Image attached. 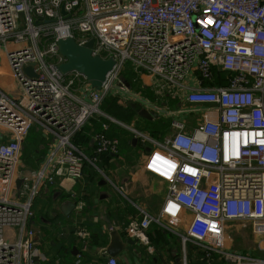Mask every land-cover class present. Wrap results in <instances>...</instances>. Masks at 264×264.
Wrapping results in <instances>:
<instances>
[{"label": "built area", "instance_id": "built-area-1", "mask_svg": "<svg viewBox=\"0 0 264 264\" xmlns=\"http://www.w3.org/2000/svg\"><path fill=\"white\" fill-rule=\"evenodd\" d=\"M67 38L79 46L93 41V56L115 60L100 91L77 72L57 71L66 62L57 42ZM0 47L21 92L13 99L0 91V264H38L30 222L42 185L80 179L88 166L101 172L98 164L120 153L119 140L108 135L109 123H117L101 108L127 64L200 107L178 113L194 121L191 130L171 117L175 132L162 139L118 124L151 149L143 168L167 186L159 213L138 209L129 236L147 244L145 232L157 224L177 233L184 247L194 245L198 264H264L226 247L230 223L247 224L264 240L263 0H0ZM95 117L109 123L101 124L88 153L75 140ZM31 127L49 145L21 202L11 191L22 179ZM22 180L18 191L27 186Z\"/></svg>", "mask_w": 264, "mask_h": 264}, {"label": "crops", "instance_id": "crops-1", "mask_svg": "<svg viewBox=\"0 0 264 264\" xmlns=\"http://www.w3.org/2000/svg\"><path fill=\"white\" fill-rule=\"evenodd\" d=\"M85 89L88 90L89 87ZM0 91L13 99L21 97L7 59V49L4 47H0ZM145 103L151 104L153 108L145 107ZM199 108L189 106L184 100L183 92L180 97L178 94L169 95L154 77L127 64L121 70L101 109L117 123H111L115 128L131 134L120 125L133 126L140 131L151 126V132L155 131L154 137L162 139L175 132L170 127L171 117L185 122L187 130H191L195 126L194 121L178 113ZM142 110L149 112L154 119L149 121L141 117ZM165 110L173 114L168 116ZM99 123V118L95 117L83 130L84 137L82 135L80 145L88 153L92 152L93 137L101 128ZM162 123L169 124L166 131L153 128V125L162 126ZM108 135L118 139L111 128ZM41 138L44 139L42 136ZM131 138V147L125 154L122 155L120 151L117 156L106 157L98 164L108 180L101 172L88 166L80 179L65 177L51 185L52 187H44L35 202L43 211L37 216L34 213L30 222L40 255L38 264H106L110 257L105 254V250L110 244L109 233L112 229L118 230L127 243L124 250L113 257L119 264H182L184 261L198 264V249L194 245L184 247L177 233L157 224H152L146 230L147 244L129 236L127 228L133 220L138 219V209L157 215L167 194L166 184L143 168L147 154L145 148L133 144V135ZM69 203L75 204V208L65 216L62 206ZM187 220L189 221V215L186 216ZM108 223L111 224V229ZM81 232L85 235L83 240L79 237ZM261 242L262 247L264 240Z\"/></svg>", "mask_w": 264, "mask_h": 264}, {"label": "water", "instance_id": "water-1", "mask_svg": "<svg viewBox=\"0 0 264 264\" xmlns=\"http://www.w3.org/2000/svg\"><path fill=\"white\" fill-rule=\"evenodd\" d=\"M57 47L59 53L66 59V62L57 67V71L62 75L66 76L70 73L77 72L83 75L92 89L100 91L103 84L107 80L108 74L113 71L116 62L110 57L106 60L93 56L92 47L93 41H90L85 46H79L74 39L67 38L64 40H58ZM27 75L33 76L32 67H27L25 69ZM140 116L152 121L154 118L146 110L140 112ZM133 144H137V140L133 139ZM145 148V151L149 153L151 149L142 145ZM23 184L22 179L16 181L17 189L20 188ZM75 208V204L69 203L62 206V211L65 216H68L70 211ZM109 228L112 226L108 223ZM110 235V244L105 250V254L113 258L121 253L124 248L127 246V243L123 241L120 233L116 229H112L109 233Z\"/></svg>", "mask_w": 264, "mask_h": 264}, {"label": "rangeland", "instance_id": "rangeland-1", "mask_svg": "<svg viewBox=\"0 0 264 264\" xmlns=\"http://www.w3.org/2000/svg\"><path fill=\"white\" fill-rule=\"evenodd\" d=\"M27 101H25V104ZM154 128V125H153ZM31 129L35 130V132L39 133L41 135V131H39L36 127H31ZM152 127L149 126L145 132L150 134ZM43 137V136H42ZM84 137V135H83ZM27 138V137H26ZM28 139V138H27ZM81 140V139H80ZM44 144L40 143V150L47 149V146L49 145V141L45 138L43 139ZM46 141V142H45ZM24 144V143H23ZM25 152L22 151L23 156L30 153L29 145H25ZM22 165L19 170V177L26 180L27 186L26 188H22L20 191L17 189H13L11 191V195L18 198L20 196V201L25 202L26 198L25 196L19 195V193L27 194L30 190V185L35 181L37 177L38 169H34L31 164H26L23 162V158L21 159ZM41 165V164H40ZM40 168V167H39ZM44 185L41 186V188L38 190L37 198L42 194L44 191ZM263 241V239L261 240ZM259 238H256L252 235L251 229L249 225L241 224V223H232L227 227L226 230V247L235 251H241V252H247L246 254H250L255 257L264 258V251L260 250L261 242ZM263 244V243H262ZM264 248V246H262Z\"/></svg>", "mask_w": 264, "mask_h": 264}, {"label": "trees", "instance_id": "trees-1", "mask_svg": "<svg viewBox=\"0 0 264 264\" xmlns=\"http://www.w3.org/2000/svg\"><path fill=\"white\" fill-rule=\"evenodd\" d=\"M227 76V75H226ZM220 77H225V75L223 76L222 74L220 75ZM99 124L101 126L102 123H105V122H108L106 121L105 119L103 118H99ZM109 123V122H108ZM163 124V123H162ZM88 126V124L85 126L84 129H86ZM109 126L111 129L114 130V134L115 136L118 137L119 139V142H120V151H121V154H125L127 151V149H130L131 147V141H132V138H131V134L127 133L126 131L120 129V128H115L113 127L114 125L109 123ZM156 130L157 129H161V130H167L169 128V124L168 123H164L162 126H158V125H155L154 127ZM155 132V131H154ZM153 131L150 133V135L154 136V133ZM82 135H83V131L82 133H80L79 136H77L76 140H75V143L82 147L80 145L81 141L80 139L82 138ZM28 138V139H27ZM27 138L25 139L24 141V144H23V151L25 152L26 148H25V145H29V151L30 153H28L27 155H24L22 154V158H23V162L26 163V164H31L33 166L34 169H39L40 167V164L42 163L43 159H44V154H45V150H40V143L42 142L44 144V141L43 139L41 138L40 134L35 132V130L33 129H30L28 135H27ZM46 142V141H45ZM84 149V148H83ZM85 150V149H84ZM86 151V150H85ZM124 151V152H123ZM87 152V151H86ZM120 154V155H121ZM87 168V167H86ZM48 186L52 187L50 184H48ZM50 195L48 196V199H50ZM37 200V198H36ZM35 200V202H36ZM35 202L33 204V207H32V212L33 214L35 213L36 216L37 215H41L42 213V209H40V207L37 206V204L35 205ZM35 205V206H34ZM232 224V223H230ZM229 224V225H230Z\"/></svg>", "mask_w": 264, "mask_h": 264}]
</instances>
